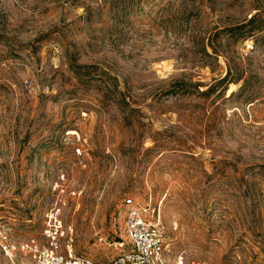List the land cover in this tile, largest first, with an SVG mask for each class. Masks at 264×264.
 <instances>
[{
	"label": "rangeland",
	"instance_id": "rangeland-1",
	"mask_svg": "<svg viewBox=\"0 0 264 264\" xmlns=\"http://www.w3.org/2000/svg\"><path fill=\"white\" fill-rule=\"evenodd\" d=\"M127 195L264 264V0H0V228L110 262Z\"/></svg>",
	"mask_w": 264,
	"mask_h": 264
},
{
	"label": "built area",
	"instance_id": "built-area-1",
	"mask_svg": "<svg viewBox=\"0 0 264 264\" xmlns=\"http://www.w3.org/2000/svg\"><path fill=\"white\" fill-rule=\"evenodd\" d=\"M75 151L81 154L82 148L77 147ZM112 225L114 228L122 227L126 239L118 242L121 251L110 262L77 254L71 245L63 249L61 221L45 228L44 242L36 238L13 242L10 235L0 228V247L12 264H207L189 259L173 249L161 210L151 199L125 196L122 217H114Z\"/></svg>",
	"mask_w": 264,
	"mask_h": 264
}]
</instances>
